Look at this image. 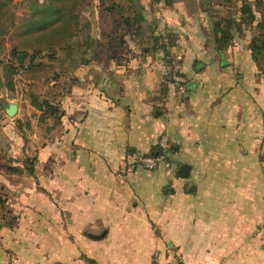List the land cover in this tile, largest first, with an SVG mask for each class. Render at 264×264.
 Segmentation results:
<instances>
[{"label":"crops","instance_id":"obj_1","mask_svg":"<svg viewBox=\"0 0 264 264\" xmlns=\"http://www.w3.org/2000/svg\"><path fill=\"white\" fill-rule=\"evenodd\" d=\"M179 1H143L176 35L172 65L126 35L125 59L74 70L49 141L10 143L11 166L35 160L0 175V264H264V71L245 40L215 52L205 13ZM163 135L170 167L143 168Z\"/></svg>","mask_w":264,"mask_h":264},{"label":"trees","instance_id":"obj_2","mask_svg":"<svg viewBox=\"0 0 264 264\" xmlns=\"http://www.w3.org/2000/svg\"><path fill=\"white\" fill-rule=\"evenodd\" d=\"M96 1L102 14L110 18L113 26L110 34L102 35L100 38L92 36V22L89 19L82 20V11L92 3V0H31L18 26L14 21L12 0H0V35L16 27L14 31L18 38L17 41L11 42L8 50L9 59L6 61L0 59L4 71V80L0 77V85L12 88V75L18 70L28 71L31 76L35 75L45 65V62L36 60L40 56L53 60L58 59L62 53L61 59L67 60L71 71L102 57L98 52L100 48L105 52L104 61L120 62L126 58V54L123 56L118 54V49L126 46V35L136 42L142 52L162 50L165 63L172 65L173 57L169 48L175 45L176 35L169 31L158 32L156 24L146 19L144 0ZM145 1H149L151 5L158 2L166 4L173 2V0ZM199 5L209 20L211 42L215 52L224 53L233 45L236 38H242L249 32L251 34L247 40V48L250 57L257 69L263 72L264 0H218L216 3L212 0H199ZM218 6L233 11L222 12L215 8ZM27 47H31V50L29 51ZM4 51L5 46L0 42V55ZM193 65L197 66V60ZM166 80L170 81L171 78ZM73 81H76V78L72 77L71 82ZM65 92H68V88ZM30 97L32 106L40 111L39 122L47 116L53 118L48 131L60 125L61 117L64 115L62 107L47 98L39 99L34 95ZM160 152L159 145L156 144L148 154L155 155ZM34 160V157L27 156L22 160L21 167L8 165L6 168L14 173H22L23 170L33 173ZM4 203L5 197L0 196V212L3 213V218H6ZM13 219L14 217H11L6 223L12 225ZM86 261L89 264H97L90 258H86Z\"/></svg>","mask_w":264,"mask_h":264},{"label":"rangeland","instance_id":"obj_3","mask_svg":"<svg viewBox=\"0 0 264 264\" xmlns=\"http://www.w3.org/2000/svg\"><path fill=\"white\" fill-rule=\"evenodd\" d=\"M31 0H12L11 8L14 12V21L18 26L25 16L28 5ZM182 3L179 0H173ZM186 1V0H185ZM214 3L218 0H212ZM188 9L191 12L197 11L199 8V0H187ZM217 10L228 13L233 9H225L222 6L215 7ZM147 15V9L144 10ZM205 13V12H204ZM82 20L89 19L92 22L91 33L94 38H99V34L103 31L111 33L112 27L110 18L103 15L100 8L97 6V1L92 0V3L82 11ZM149 15V14H148ZM206 15V13H205ZM16 27L10 28L6 33L0 35V42L5 46V51L0 55V59L6 61L9 59L8 50L11 42L17 41L15 35ZM251 33L246 32L242 38L238 37L235 42L245 40L247 42ZM101 41V39H99ZM105 42V41H101ZM234 42V43H235ZM29 51L31 47H27ZM102 58H104V49H98ZM63 54H60L58 59L49 60L47 57H38L36 60L45 62L43 68L39 69L37 73L31 76L30 72L18 70L12 75V88L5 85H0V175L5 173L8 169L6 166L10 165L19 157L21 153H16V159L10 158L8 151L10 143L13 144L14 140L24 141V146H28L30 155L33 153L34 148L41 144L43 141H49L52 134L56 132V128L48 131L52 126L53 118L47 116L43 121H38L39 110L34 108L31 104V95L37 96L39 99L47 98L51 102L62 106V101L66 94L67 88L71 83V78L74 76V71H71L67 60L61 59ZM79 66L77 68H80ZM76 68V69H77ZM56 75V78L54 79ZM0 77L4 80V71L0 63ZM7 102H15L18 106L16 113L13 116H8L4 108ZM19 152V149H18ZM16 163V162H15ZM3 180L0 177V196L6 197Z\"/></svg>","mask_w":264,"mask_h":264},{"label":"built area","instance_id":"obj_4","mask_svg":"<svg viewBox=\"0 0 264 264\" xmlns=\"http://www.w3.org/2000/svg\"><path fill=\"white\" fill-rule=\"evenodd\" d=\"M179 59L180 56H177ZM173 80L176 84V96L178 102L182 100L183 97H185L187 92V80L184 76L180 74H174ZM159 148H160V154L150 155V154H144L140 156V164L143 168L147 170H154L156 169L160 164H162L164 167H170V161L166 158V151L168 150V139L166 135H163L160 137L159 140ZM262 229L264 230V221L262 224Z\"/></svg>","mask_w":264,"mask_h":264},{"label":"water","instance_id":"obj_5","mask_svg":"<svg viewBox=\"0 0 264 264\" xmlns=\"http://www.w3.org/2000/svg\"><path fill=\"white\" fill-rule=\"evenodd\" d=\"M17 109H18V106L15 102H7V105L4 108V111L8 116H13L16 113ZM180 169H181L180 175L185 176L188 166L183 165L181 166Z\"/></svg>","mask_w":264,"mask_h":264}]
</instances>
